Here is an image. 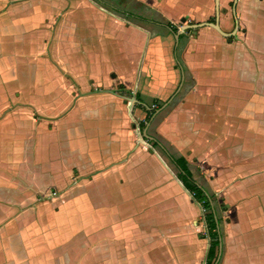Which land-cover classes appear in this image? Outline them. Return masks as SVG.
<instances>
[{
  "label": "crops",
  "instance_id": "obj_1",
  "mask_svg": "<svg viewBox=\"0 0 264 264\" xmlns=\"http://www.w3.org/2000/svg\"><path fill=\"white\" fill-rule=\"evenodd\" d=\"M136 1L154 22L113 0H0V264H205L198 202L159 161L146 172L156 135L226 204L213 264H264V0H219L229 36L179 32L214 0Z\"/></svg>",
  "mask_w": 264,
  "mask_h": 264
},
{
  "label": "trees",
  "instance_id": "obj_2",
  "mask_svg": "<svg viewBox=\"0 0 264 264\" xmlns=\"http://www.w3.org/2000/svg\"><path fill=\"white\" fill-rule=\"evenodd\" d=\"M116 6L111 9L119 15H124L130 19H139L146 22H154L153 17L148 16L149 7L143 3H138L136 0H113ZM168 26L172 28V31H176L177 27L172 25L170 22H166ZM193 29H186L185 31H192ZM185 35V33H181L179 35V40ZM178 46H176L177 49ZM157 103L158 100L154 99ZM161 102L158 104L156 108H151L150 110L146 109V120L150 121L153 118L155 111L160 107ZM143 127L145 123L141 124ZM147 141L151 144L152 147H158L161 150L163 149L165 153H168V148L165 147V142L159 136L148 137ZM169 157L173 163H176V157L169 154ZM177 173L176 176L182 182L184 187L191 194L192 198L198 202L203 212V219L206 230V237L209 240V247L206 256L205 264H213L216 256V248L220 244L221 233H220V224H219V216L217 214L216 205H215V194L211 192L206 186H204L199 180H196L187 162H180L177 165ZM221 208H226L225 203L220 202Z\"/></svg>",
  "mask_w": 264,
  "mask_h": 264
},
{
  "label": "rangeland",
  "instance_id": "obj_3",
  "mask_svg": "<svg viewBox=\"0 0 264 264\" xmlns=\"http://www.w3.org/2000/svg\"><path fill=\"white\" fill-rule=\"evenodd\" d=\"M106 1L110 2V0H106ZM223 1H226L227 2V6L229 8H231L232 0H223ZM149 48L150 47H147V49H146V55H145V59H144L145 65L146 66L153 65L152 67L156 68L155 65L157 63H156L155 59L152 58V56H154L156 59H158L157 51H156V49L153 50V51H150L151 49H149ZM147 56H148V58H147ZM125 93L127 94V96H129L128 94L130 92H125ZM155 118H156V116H155ZM155 118L152 119L150 121V123H148V124H150V129H153V130H154V127H155V123H153ZM161 118L162 117L157 118V122ZM145 120H146V118L144 120H140V122L141 121L143 122ZM135 136L141 138V130L139 128H136ZM141 142H143V140H141ZM144 142H145V140H144ZM168 142L166 143V146L169 149L170 154L176 157V163H173L171 161V159L163 151H161V149L158 148V147H154L152 149V151L150 152L154 156L149 155L147 150L145 149L144 160H145L146 164L149 166L148 168H146V172H148L150 174V171H154L156 173V177H158L159 176L158 175V173H159L158 172V164H159L158 161H159L161 166H162L163 175L164 176H169V177H174V176H176V173H177V170H178L176 165L178 163H180V162H187L188 166L190 167V169L192 171L193 177L196 180H199V181L203 182L202 184L204 186H206L211 192H213L215 194V205H216L217 214H218L219 219H220V221H219V224H220V227H221L220 233L221 234L224 233L223 227H224V224L228 221V218L224 217L226 215L225 214V209L226 208L224 209V208H221V206H220V202L221 203L223 202L222 201L223 200L222 197H220L218 199L217 194L215 193V191L212 190V188H210L209 184L207 182L202 181V179L204 177V173L202 172V168L198 166L197 159L195 157H190L189 156L190 153L188 151H185L184 149H179L174 144L172 145L170 142L169 143ZM145 186L147 187L148 191H152L151 180H147ZM148 187H150V188H148ZM198 206H199V210L197 212V215L195 216L194 224H199V225L201 224V226H200L201 229H199V232L197 233L198 234V238H200L201 236H203L206 233V230H205V224H204V219H203L204 210L202 209V207H201V205L199 203H198ZM129 208H131V207L129 206ZM148 218H149V216L146 215V217H145L146 224L148 223ZM146 232L151 235V233H150L151 230H147ZM146 232H145V234H147ZM202 238L203 239H201L202 243L200 244V248L201 247L203 248V246L205 245V242H207V240H208L207 237H202ZM200 248H199V251H200ZM122 253L123 252L120 250V254H122Z\"/></svg>",
  "mask_w": 264,
  "mask_h": 264
},
{
  "label": "water",
  "instance_id": "obj_4",
  "mask_svg": "<svg viewBox=\"0 0 264 264\" xmlns=\"http://www.w3.org/2000/svg\"><path fill=\"white\" fill-rule=\"evenodd\" d=\"M235 1L236 0H233V3H232L233 8H234ZM214 3H215V8H216V18L214 19V21H212V22L211 21H204V22L186 23V24L181 25V29L179 30V32L186 30V29H193V28H197L200 26L208 25V26L213 27L218 32H220L223 36H229L231 34V32L223 31L220 28L219 23H218L217 12H218L219 0H214ZM182 21H183V19H182ZM175 38H176V40H178V33H175ZM130 101H134V98H130Z\"/></svg>",
  "mask_w": 264,
  "mask_h": 264
},
{
  "label": "built area",
  "instance_id": "obj_5",
  "mask_svg": "<svg viewBox=\"0 0 264 264\" xmlns=\"http://www.w3.org/2000/svg\"><path fill=\"white\" fill-rule=\"evenodd\" d=\"M152 106L154 107L155 105L153 104Z\"/></svg>",
  "mask_w": 264,
  "mask_h": 264
}]
</instances>
